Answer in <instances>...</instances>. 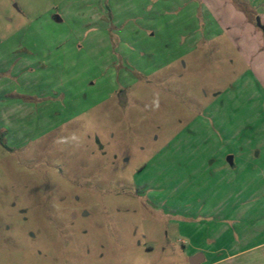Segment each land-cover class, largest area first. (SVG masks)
Returning a JSON list of instances; mask_svg holds the SVG:
<instances>
[{
	"label": "rangeland",
	"instance_id": "obj_1",
	"mask_svg": "<svg viewBox=\"0 0 264 264\" xmlns=\"http://www.w3.org/2000/svg\"><path fill=\"white\" fill-rule=\"evenodd\" d=\"M182 2L0 0V264H264V0Z\"/></svg>",
	"mask_w": 264,
	"mask_h": 264
},
{
	"label": "crops",
	"instance_id": "obj_2",
	"mask_svg": "<svg viewBox=\"0 0 264 264\" xmlns=\"http://www.w3.org/2000/svg\"><path fill=\"white\" fill-rule=\"evenodd\" d=\"M254 1L255 0H245V2H248V4H252ZM206 3H207V0H183L181 7L183 10H185V13L186 12L188 13L187 18L185 17V23H186L187 27L190 26V24H192L194 26L193 27L194 29L193 30L191 29V31H189V35L184 36L185 40L192 42L193 37H194L195 42H197V40L200 38L201 34H199V27L201 26V24L199 22H197L196 17L198 16V12H199V18H202L204 16V14L207 12V10H209L208 7L206 6ZM251 6L253 7L251 9L255 8L254 5H251ZM259 6L260 7H258V10H260V13L259 12L258 13L261 16L263 24H261L258 27L255 26V24L251 23V20L247 14L246 15L240 14V10H237V11L233 10V12H232L234 15L241 17V19L244 23V26L247 27L253 33L254 37L259 35L261 32H264V5L262 4ZM191 7L194 8V10H193L194 13L190 12ZM256 12H257V10H256ZM215 18L217 20L216 15H215ZM203 19H204V17H203ZM193 21H194V24H193ZM203 25L204 26L206 25V21H205V23H203ZM261 26H262V28H261ZM219 34H221V33H219ZM240 35H242V34L240 33ZM167 65H168V63H166L164 65H160L158 68H161V67L167 66ZM253 70H254L255 74H258V75L260 74L263 76V74H264V60L255 64V69H253ZM251 73H252L251 70H249L247 83L249 84V86L252 83H253V86H255V83L253 81L254 75L250 76ZM257 171H259V169ZM257 171H255V172H257ZM257 177H260V180L264 181V169H263L262 173H260ZM222 209H224V202L220 201V202L214 203L213 205H210L208 207V210H206V212H205V213H207V218H210V217L211 218H218V220L217 221H210L209 225L205 228H203L205 225V222H201L200 223L201 226L199 227L200 229L197 231L198 236L199 235L201 236V234L209 235L212 233L213 236H211L210 240L214 241L213 246L207 247V249L202 250L201 245L203 244L204 239L200 238L201 240L196 241V243H191L192 246H190L188 248V250L190 252H192V253H190L189 258L196 255V254L201 253L204 257V261L202 264H239L238 255L241 254V252L238 251L239 249H237V247L239 245L237 244L236 241L233 240L230 242V241H227L225 238L226 236H229L228 233L232 230L233 226H229L228 224L223 223L225 219H223L224 217L221 215L223 213ZM230 217L233 220H237L241 216H239L238 214L236 216H232V214H231ZM243 217L249 219V217L252 218V214L249 212V214H244ZM240 238L241 237L238 236V239H240ZM244 239L247 240L246 235L244 236ZM198 243L200 245H196ZM263 245H264V241L256 243V244H252V245H249L248 247L247 246L244 247L242 249L243 250L242 252L249 253L250 250L257 249L259 247H262ZM246 262H248V261H246Z\"/></svg>",
	"mask_w": 264,
	"mask_h": 264
},
{
	"label": "water",
	"instance_id": "obj_3",
	"mask_svg": "<svg viewBox=\"0 0 264 264\" xmlns=\"http://www.w3.org/2000/svg\"><path fill=\"white\" fill-rule=\"evenodd\" d=\"M259 26H260V24H259ZM228 161L230 164H232V158L231 157L228 159ZM203 261H204V257L201 253L196 254V255L189 258V264H202Z\"/></svg>",
	"mask_w": 264,
	"mask_h": 264
}]
</instances>
